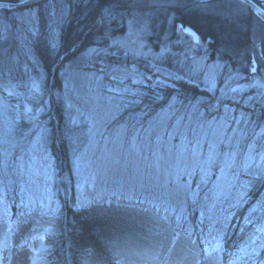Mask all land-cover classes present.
Here are the masks:
<instances>
[{
  "label": "rangeland",
  "instance_id": "374dc122",
  "mask_svg": "<svg viewBox=\"0 0 264 264\" xmlns=\"http://www.w3.org/2000/svg\"><path fill=\"white\" fill-rule=\"evenodd\" d=\"M46 1L41 13L34 4L9 14L0 7V264L12 254L36 264H161L164 252L186 248L196 264L207 256L262 264L264 183L253 181L264 172V116L240 108L264 109L261 45L250 62L229 52L221 60L213 39L185 25L197 40L174 34L161 56L167 5L190 1L109 0L100 10L117 18H99L76 53L81 64L61 68L60 57L47 74L35 42L44 30L52 50L71 7ZM149 20L152 29L137 31ZM175 79L197 91L171 85L161 106L141 102L144 86ZM67 126L77 132L69 136ZM110 218L124 221L117 234L125 238L117 237L115 257L92 258L84 234L119 228Z\"/></svg>",
  "mask_w": 264,
  "mask_h": 264
},
{
  "label": "trees",
  "instance_id": "16d2710c",
  "mask_svg": "<svg viewBox=\"0 0 264 264\" xmlns=\"http://www.w3.org/2000/svg\"><path fill=\"white\" fill-rule=\"evenodd\" d=\"M50 1L53 0H49V2ZM61 1L64 2V0ZM189 1L190 3L181 7H170L169 5H167L165 11L168 10L174 15L175 19L178 22H184L185 25H188L201 37L204 38L206 36H209L211 39H213L211 47L214 49V51L217 50L221 44L226 45L229 50L228 52L230 53V56L233 58L232 61H234L235 63L239 62L238 60L242 58L245 59L246 63L250 62L251 57L255 56L257 53V44L261 45V49L264 55V23H260L255 14H253L250 9L246 11L245 6L241 4L240 1L207 0L209 7L206 11H201L196 7L197 3L191 0ZM85 2L86 0H68V2H66L71 8L68 9V15L64 17L63 23L60 26L61 28L58 42L59 47L56 52L50 50L47 46V43L42 39V37L44 36V30L40 32L41 36H39V38L35 42V48L37 50V53L39 54L38 57H40V59L42 60L41 66L47 74H50L51 67L56 64L60 57L63 59L60 62L61 68L65 66L69 67V65H72L74 61H76L74 65L81 64V62H78L79 59H76V53L80 50L82 51L83 49H85L88 39H91V37L96 35V23L99 20L102 12L100 10V7L106 4L108 5L109 0H89V2ZM47 3L48 1L45 2L44 0L34 5L38 8L39 13H41L45 9V12L49 10L48 7L46 8ZM229 9L241 12L244 16L242 17L253 26V29H251L250 27L248 28L246 21H244V23H239L235 20V18H232L233 16L230 19L229 15H223L222 12ZM2 10L5 14L10 13V10L5 7H2ZM222 37L226 39L222 40ZM64 54L65 56L63 57ZM237 58L238 60L236 61ZM170 83L171 84L164 83L162 85L163 87L161 88L157 86V82H150L146 85L147 87L144 86L146 94L144 96L142 95L143 100L140 99L141 102L148 103L152 107L161 106L164 102L162 101V98H166L172 91L171 85H173V87L177 86L183 92L187 90L186 88H188L190 91H197L195 86L187 83L182 79H175ZM45 86H48L47 82ZM160 88L164 89V93L161 92L162 90H160ZM200 94L203 95L205 99H211L210 94L206 91H201ZM240 108L247 111V113L250 115L258 113V115L264 116L263 107H250L246 104L243 107L240 106ZM59 117L62 116L60 115ZM67 121H63V124L65 122V126L68 125ZM47 122L48 121H46V124H48ZM52 124L53 123L49 122V129H55L58 131L60 130V126L57 123L56 128ZM52 126L53 128H51ZM68 129L70 131V133H68L69 136L72 135L71 133L77 132L74 126H67L65 132H67ZM53 149L55 150V153H57V156V148L55 147Z\"/></svg>",
  "mask_w": 264,
  "mask_h": 264
},
{
  "label": "bare ground",
  "instance_id": "6f19581e",
  "mask_svg": "<svg viewBox=\"0 0 264 264\" xmlns=\"http://www.w3.org/2000/svg\"><path fill=\"white\" fill-rule=\"evenodd\" d=\"M238 1L241 2V0H238ZM30 5H33V4H30ZM4 7L7 9H13V8H8L6 6H4ZM19 8H21V7H19ZM252 13L255 14V16H256L255 12H252ZM59 116H58V119L61 118ZM57 121L58 120H56V122ZM103 218L108 219L107 217H103ZM110 220L112 222L118 221L117 225L119 228H114V227L113 228H99V229L95 228V232H94L95 238H94V236L90 237L87 234L86 235L84 234V236H85L84 244H86L88 246V249L93 250V253H91L92 258H93V255H96L97 257L99 256V260L100 259L105 260L106 258L111 259V257H115L114 254L117 255V253L115 252V248L117 246L116 245V241H117L116 239H118L117 238L118 236H122L121 237L122 240H123V238H125V234L120 235L117 233H119V232L124 233L123 232L124 228H122V226H123L122 223H124V221L120 218H113V219L110 218ZM91 223H92V221L87 223L89 227H90ZM84 224L86 225L85 221H84ZM93 224L100 225L98 222H95V223L93 222ZM108 226H111V224ZM114 236L116 238H114ZM99 240H102V241L99 242ZM119 246L122 247V244H120ZM149 254L151 256H153L152 252ZM12 255L13 256H12L11 262H9V264H36L35 260H33L29 257H25L24 260L20 261L18 259L19 255H15V254H12ZM146 255L148 256V254H146ZM169 255H171V256H169ZM207 257L202 262H200L199 264H216V258L214 256L210 257V258L209 257L207 258ZM170 259H172L175 262V264H196V262H197V260L195 261V263L192 262L193 260L191 261L192 256H191L190 251L187 248L179 250V251L175 250L174 252L173 251H170V252L166 251L163 254H161V257H159V261L161 262V264H167ZM92 261H93V259H92ZM143 261H145L147 264L151 263L150 261L146 260V258L143 259ZM121 262H122V264H124V263L131 264L132 261L128 260L127 257L126 258L124 257Z\"/></svg>",
  "mask_w": 264,
  "mask_h": 264
},
{
  "label": "snow or ice",
  "instance_id": "6c2138e0",
  "mask_svg": "<svg viewBox=\"0 0 264 264\" xmlns=\"http://www.w3.org/2000/svg\"><path fill=\"white\" fill-rule=\"evenodd\" d=\"M23 2V0H22ZM241 4L245 6V10L251 9L252 12L256 13V17L258 18V21L260 23H264V0H241ZM5 5L0 4V7H4ZM196 7L199 8L201 11H206L209 7L207 0H198ZM117 18V13L114 9L105 8L102 10V15L100 16V20L102 22H110L114 21ZM231 19V17H230ZM170 28L167 30V32H164V34L161 36V51L160 55H164L171 51L169 44L171 42V36L174 34H179L177 36V42H181V37H188L193 38V33L191 32L189 27H185V23L182 21H178L175 19L174 15L170 16L167 21ZM137 31L141 33H146L151 28V21L146 22H138L137 23ZM152 29V28H151ZM222 40L226 39L224 37L221 38ZM198 47H203V45L197 44ZM58 44L55 39L51 42V49L53 52H56L58 50ZM228 48L226 45L221 44L218 49L216 50L217 54L219 55L221 60L225 59V56L228 54ZM94 53L98 54V50L94 49ZM207 55V52L205 53ZM203 59V58H201ZM217 67H222V65H217ZM253 72L256 71L255 68L252 69ZM159 86V83L157 84ZM171 106V104L169 105ZM75 123V121H73ZM264 183V172L258 173L255 177V180L253 183ZM262 264H264V261H262Z\"/></svg>",
  "mask_w": 264,
  "mask_h": 264
},
{
  "label": "water",
  "instance_id": "95a60500",
  "mask_svg": "<svg viewBox=\"0 0 264 264\" xmlns=\"http://www.w3.org/2000/svg\"><path fill=\"white\" fill-rule=\"evenodd\" d=\"M40 1H43V0H23V2L22 0H0V4H3L8 8H19V7L28 6L30 4L38 3ZM190 30L193 33L194 39L197 40L196 33L192 29Z\"/></svg>",
  "mask_w": 264,
  "mask_h": 264
}]
</instances>
